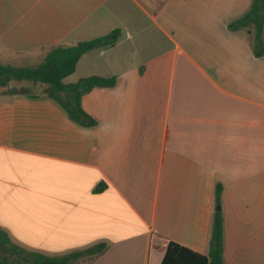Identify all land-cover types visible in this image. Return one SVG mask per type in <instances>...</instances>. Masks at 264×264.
<instances>
[{
	"label": "crops",
	"instance_id": "0c3cea01",
	"mask_svg": "<svg viewBox=\"0 0 264 264\" xmlns=\"http://www.w3.org/2000/svg\"><path fill=\"white\" fill-rule=\"evenodd\" d=\"M251 4L0 0V65L35 66L52 47L119 32L63 81L115 79L81 97L93 127L44 88H0L8 245L48 258L105 247L70 264H160L170 242L205 256L218 183L223 264H264V53L253 54L252 28H229Z\"/></svg>",
	"mask_w": 264,
	"mask_h": 264
},
{
	"label": "trees",
	"instance_id": "16d2710c",
	"mask_svg": "<svg viewBox=\"0 0 264 264\" xmlns=\"http://www.w3.org/2000/svg\"><path fill=\"white\" fill-rule=\"evenodd\" d=\"M263 15L264 0H252L249 11L229 25L231 30L252 28V50L255 57H261L264 53ZM118 36L119 32L115 30L102 37L78 42L71 46L52 47L39 64L31 67L0 65V88L7 87L10 82L27 83L44 88L45 97L55 101L70 120L84 128L93 127L95 121L82 110L80 105L81 97L93 88L112 87L115 84V79L89 76L79 79L73 84H65L63 81L74 73L76 64L83 54L93 49L112 46ZM10 92L14 93L15 91L10 90ZM101 189L102 185H99L96 191H101ZM221 191L222 186L218 183L215 184L207 255L195 253L183 246L170 242L166 246L160 264H223ZM8 244V240L0 232V248L16 255L12 262L3 260L0 264H70L82 255L94 256L100 254L105 248L104 246H97L62 258H48L36 253L19 250Z\"/></svg>",
	"mask_w": 264,
	"mask_h": 264
},
{
	"label": "rangeland",
	"instance_id": "374dc122",
	"mask_svg": "<svg viewBox=\"0 0 264 264\" xmlns=\"http://www.w3.org/2000/svg\"><path fill=\"white\" fill-rule=\"evenodd\" d=\"M1 63H4V62H1ZM15 67H18V65L16 64ZM8 85H10V87H11L10 90L11 91H15V92H27V93H30L32 91L29 88L24 87V85H21L20 83L10 82ZM38 88L39 87H37V89H34V91L40 90ZM15 258H16V255L15 254H12V253H10L8 251H5V250H2L0 248V262L3 261V260H6L8 262H12Z\"/></svg>",
	"mask_w": 264,
	"mask_h": 264
},
{
	"label": "water",
	"instance_id": "95a60500",
	"mask_svg": "<svg viewBox=\"0 0 264 264\" xmlns=\"http://www.w3.org/2000/svg\"><path fill=\"white\" fill-rule=\"evenodd\" d=\"M217 210H219V208H217Z\"/></svg>",
	"mask_w": 264,
	"mask_h": 264
}]
</instances>
